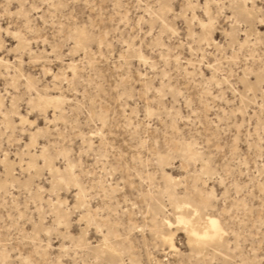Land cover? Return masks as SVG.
I'll return each mask as SVG.
<instances>
[{"label": "snow or ice", "instance_id": "6c2138e0", "mask_svg": "<svg viewBox=\"0 0 264 264\" xmlns=\"http://www.w3.org/2000/svg\"><path fill=\"white\" fill-rule=\"evenodd\" d=\"M79 2L0 0V192L17 193L0 264H264V0H156L116 40ZM116 43L145 85L126 125L138 141L120 148L111 115L77 91ZM254 136L258 186L239 178ZM138 234L147 260L129 258Z\"/></svg>", "mask_w": 264, "mask_h": 264}, {"label": "rangeland", "instance_id": "374dc122", "mask_svg": "<svg viewBox=\"0 0 264 264\" xmlns=\"http://www.w3.org/2000/svg\"><path fill=\"white\" fill-rule=\"evenodd\" d=\"M89 2L95 5V11H93L92 8H85L83 0H80L78 5L80 14L84 19H87V14L91 13L94 16L99 17L102 21H106L104 27L111 32L113 40H116L117 37L120 39H127L131 34V27H125V25L119 24V21L125 17L134 20L136 17L147 11V5L155 4L156 0H89ZM119 47V43L114 44V48L117 49L116 58L110 59L106 56L105 59L100 61L99 65L93 69L91 74H84L85 78H88L89 75L91 76L87 87L85 84H81V87L77 89V91L81 93L87 90L88 99H94L95 108L100 109L103 107L104 111L111 115L108 124V132L111 133L109 142L115 141L117 148H120L121 145L124 144L125 138L131 141H138L139 133H137L134 128H128L126 125L136 122L135 117L133 116L134 112H142L143 100L140 99V97L141 91L145 87L143 83H137L141 79L144 65L139 61H130L131 71H129L127 66L122 67L118 59ZM105 51H107V49H105ZM258 59L259 57H257V62ZM176 75L177 73H173L169 78V81L164 82V86L170 87L175 85ZM148 80L152 83L154 89L161 87L159 73H152L149 71ZM0 88H2V83H0ZM72 96H75V92L69 93V98ZM129 97H131V99H129ZM121 98H123V102H121ZM77 99L80 100L81 104L84 103L83 94L77 97ZM216 103L219 104V101ZM162 106L163 105H161V107ZM168 106L171 107V97H169ZM179 106L180 105L177 104V107ZM125 112L128 113L127 117L124 115ZM69 115L71 116V107L69 109ZM212 115H215V112H213ZM157 126L158 123H153V134L155 133ZM143 131L144 129L141 128L140 132ZM245 131H247V127H245ZM253 131H255V125H253ZM258 142L259 138L254 136L252 141L253 150L250 154H247V158L250 162L249 167L243 169L246 176L239 177L240 179H250L256 186H258L260 181L259 175H256V173L260 171V165L257 160L260 153L256 146ZM127 147L131 149L134 147V144H129ZM102 166L103 165H101V167ZM236 170L237 174L241 171L238 165L236 166ZM4 183L5 178L0 176V184ZM8 183L11 184V179L8 180ZM15 195H17L16 192H10L8 196H5L3 192H0V214H6L4 213L5 200L8 201L9 207H11L12 197ZM23 199L24 197L21 195V200L23 201ZM248 219L251 220L252 217L249 216ZM248 227L250 228L251 224H249ZM251 238L252 237L250 236L249 239ZM131 243L136 251L129 257L130 259H138L142 255L143 259L147 260L148 255L152 252V248H154L150 234H138ZM256 243L257 245L259 244L258 239L256 240Z\"/></svg>", "mask_w": 264, "mask_h": 264}]
</instances>
